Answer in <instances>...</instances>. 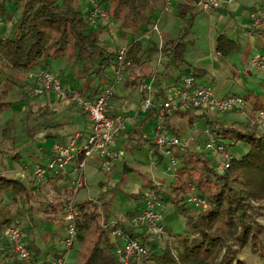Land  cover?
I'll list each match as a JSON object with an SVG mask.
<instances>
[{"label":"trees","instance_id":"trees-1","mask_svg":"<svg viewBox=\"0 0 264 264\" xmlns=\"http://www.w3.org/2000/svg\"><path fill=\"white\" fill-rule=\"evenodd\" d=\"M11 1L21 5V13L15 18L12 31L8 34H0V110L11 104L10 101H6L11 87L15 84L23 86L22 78L30 69L35 66L51 67V59L68 54L70 49L79 64L75 71L59 73V75L68 74L67 81L70 85L79 87L88 96L95 98L110 80L112 75L110 69L115 70L117 63L114 50L105 48L101 43L99 30L92 26L89 20L90 9L84 10L81 0H0V15L4 16L7 13V2ZM97 1L109 10L110 16L120 18L122 24L137 25L143 30L147 29L143 28L144 25L147 26L145 23L149 22L153 25L155 12L158 13L164 3V0ZM196 1L180 0L178 14L186 16L194 11ZM164 47L171 49V55L176 60L185 61L186 44L183 40L176 38L167 40ZM237 47V41L227 33L218 34L216 49L223 55L230 54ZM144 50L140 38L129 44L128 59L131 60L132 66L141 61ZM187 70L197 76L206 73V69L191 66L190 63ZM165 91L163 88L158 90L163 100L167 99ZM27 94L29 95L25 91L26 96ZM243 95L248 103L252 97L251 93L247 92ZM252 99L253 110L256 113L259 108L264 107V103L257 98ZM159 103L155 100L150 108V115L136 123L133 128L138 136L131 138L136 148H141L144 140L149 141L158 160L166 161L163 152L157 149L148 135H144L143 130L150 117L159 111ZM197 109L198 107H189L173 109L171 112L189 116L192 121L194 117L190 114ZM84 112L88 116L87 111ZM110 115L115 114L110 113ZM169 115L170 112H167L164 126L179 136L182 135L179 128L170 123ZM49 120V116L44 119V126L49 128L46 135L59 137L60 134L54 131ZM208 122V126L220 139L229 138L226 142L227 146L242 141L247 149L241 154H234L230 165L225 170L219 171L202 152L189 150L188 147L182 149L178 145L172 146L171 149L180 159V163L170 182V190L166 194L175 208L186 218V227L174 234V245L167 243L171 245L170 247L165 243L163 248L153 250L144 259V264H264V132L255 128L243 130L234 125L216 126L212 120ZM2 149L0 143V151ZM151 184L153 183L148 182L144 187ZM40 185L27 183L18 176L0 171V233L2 235L16 219V213L10 211L7 206L9 202L4 198V194L30 200V196L40 189ZM192 186L195 187L197 194L207 199V207L203 208L192 200ZM161 194L164 201L166 199L164 190H161ZM133 195L139 198V202L127 210L129 218L140 209L144 189ZM78 204L80 207V216L77 220L78 236L84 241V232L92 231L96 234L82 264H124L115 253V243L109 237V230L98 220L101 215L98 203L92 199H84ZM111 204L110 198L102 201L106 219L112 215ZM63 205V201L50 202L47 211L62 212ZM53 212L50 216H53ZM121 225L130 235L152 241L148 233L139 232L130 223L121 222ZM24 228L27 233V244L36 259L52 264L54 256L66 252L65 249L59 251L56 243L50 244V250H43L34 238L33 229H29L26 225ZM6 243L9 244L5 234L4 244ZM173 246L176 247L177 253L173 251ZM245 247H249L257 259L241 257ZM17 260L24 264L21 260ZM0 264H3L1 255Z\"/></svg>","mask_w":264,"mask_h":264},{"label":"rangeland","instance_id":"rangeland-1","mask_svg":"<svg viewBox=\"0 0 264 264\" xmlns=\"http://www.w3.org/2000/svg\"><path fill=\"white\" fill-rule=\"evenodd\" d=\"M81 1L82 8L84 10L90 9V0ZM179 1L180 0H174L172 8L161 15L159 19L160 31L166 29L167 32L165 33H167L169 37L177 36L176 39H180L179 36L183 37V35L187 33L184 37L185 41L188 42V50H196L195 44L194 48H192V46L190 45L191 39L193 38L196 39L197 44L200 43L202 47H207V39L211 34L210 31L212 29V24L215 26V28L221 30L220 25L212 22L209 14L207 13L191 14L193 12L192 11L186 16H182L176 13L175 11L178 8ZM202 11L203 10H201V12ZM20 13V4L13 1L7 2V13L4 16L0 15V34L4 35L12 31L15 18L19 16ZM166 19L171 21V23L168 24L169 21L166 22ZM91 22L92 26H95L99 30L101 43L105 46L107 50H114L115 54H117L118 49L121 46H129V44L133 41L135 37L140 34L141 31V28H139L137 25L128 26L127 24L122 23L120 25L121 19L115 18L114 16H109L108 18H98L96 21ZM247 23L249 24V20L247 21ZM145 24L150 27L152 25V23L149 22L148 24ZM117 30L121 32L120 39H123L127 43H122V41H120L119 37L117 36ZM160 33L162 34V32L157 31L153 33V38H155L159 43L161 36ZM144 42L146 44L150 43L148 37L144 38L143 43ZM263 47L264 35L256 33L253 39H251L248 47H245V45L240 43L239 50H235L230 54L226 55L231 63V68L228 72H226L231 79V81H229L230 87L234 90L239 91V93L241 94H245L246 91H250L252 97L248 100L249 102L247 103V106L245 108L233 109L224 112H219L212 109L213 111H211L209 114L213 118L212 123L214 125H234L235 127L243 130L246 128L257 129L255 127V124L253 123L255 111L253 110L252 98H257L258 100L264 103V71L252 65L250 60L254 51L257 48L262 49ZM71 53L72 52L70 49L68 54H64L63 56L51 59V68L55 73L63 74L75 71L79 63L75 60L76 56L72 55ZM184 55L186 59L195 63V57L192 56V53H190V51H188L187 54H185L184 52ZM80 65V67H82V63H80ZM185 65V63L180 62L181 68ZM131 67L132 64L128 65V68L131 69ZM137 67H139V71L153 75L151 66L141 63ZM38 69L39 67L35 66L24 75V77L22 78V80H24L23 86L15 84L11 87L10 92L6 98V101H10L11 104L6 105V107L0 110V143L3 148L0 151V171L18 176L27 183L31 181L30 176L28 174L26 177L22 174V172L29 173V170L32 169V165L34 163L41 162L46 157H48V155L50 154V148L58 140L55 136L46 135V132L49 130V128H46L44 126L45 118L49 116V124L54 127V131H57L60 136L72 133L75 130H83L87 127V123L89 122V119L82 108H80L74 102L68 101V99L59 96L54 91L48 90V92L44 94H38L33 96H29L28 94V96L25 95L26 85L34 81V76ZM133 69L135 70V68ZM187 71L188 70L186 69L185 72ZM135 73L136 75L140 74V72L136 70ZM62 77L66 79L68 77V74L66 76L62 75ZM207 80L211 81V77H207ZM169 82L170 79L166 83ZM69 83L70 82H68L66 79V84L69 85ZM137 83L139 85V81ZM157 87L158 88L156 91V101L162 102L163 98L160 94H158V90L159 88H163L164 91L166 90L165 92L167 93L169 86L164 87L159 84ZM149 113L150 112H148V114ZM174 114L178 118H175L172 122L169 120L170 123L178 127L182 135L190 136L189 132H192L193 129L197 127L195 126L193 128L197 118L194 117V119H192L191 121L188 116H182L181 119L179 113ZM132 129L133 128L128 130V132L124 131L125 133H128V136L124 138L123 151L124 155L126 154L125 152H127L126 156L128 157H130L129 154H131L132 156V153L134 152H131V150H134L136 148L134 146V141L131 138L132 136H134L132 134H136V131H132ZM200 134L201 137L203 136L200 141L197 142L196 138L190 140V144L188 145L189 150L202 152V154H204V156H206L210 160V163L214 165V167H216L219 171L225 170L220 169L218 167V164L221 161V157H218L217 154L208 150L204 146L203 131L200 132ZM224 140H226L227 142V140L229 141V138H225ZM246 149L247 146L242 141H237L235 144H232V146H227L226 152L231 151L232 153L234 152V154H241V152ZM117 156L113 157L110 161L114 162ZM95 161L98 162V160H96L95 158H90L88 160V163L86 165L87 185L82 187L77 193V195L75 194L76 200L80 202L84 199H92L94 202L98 203V210L101 213L103 212L102 201L104 199L110 198L112 201V212L116 216L123 213L126 214L129 208L138 204L139 202V198L135 197L133 194H136L141 189H144V185L148 182L153 183L154 180L152 179V177L155 176V178L160 181V191L164 190L166 197V199L164 200L166 235L163 239L166 238V244L173 243L174 245L173 236L174 234H177L186 227V218L175 208L173 203L167 198L166 193L170 190V182L173 179L174 174L173 171L166 169L165 162L163 163L162 160H158L155 164L156 167L151 169V172L149 171V168H147V166L142 165L141 171L139 173H129V177L128 175H126V177L123 174L122 178H120L121 176L114 172L116 169L115 167L118 164H109L108 167H106L107 170H105L104 168H100L98 165H96ZM113 165H115L114 168ZM15 167H17L19 170L16 171L14 169ZM108 178L109 180L107 181ZM50 184L57 185L58 183L54 179L50 182ZM105 184L109 186V189L102 187ZM52 190L54 189H52L51 187L50 189H44V187H42L41 193H38L37 196L33 193L30 196V199L33 200V196H35L34 203L36 202V205L37 202L41 203V206H44L45 203L47 205V203H49V199L50 202L60 203V198H58L57 195H54ZM4 198L6 199V201L9 202L7 206L11 209L10 211L16 213V219H19L23 225H29V223H27L28 217L32 212L33 206L30 200L24 197H21L23 200H20V198H14L11 194H4ZM15 199H19L21 202L23 201V205H20L19 207L20 210L18 209L19 212L16 209L17 203ZM22 210L24 211L22 212ZM51 212L53 211L50 210V214ZM60 213L61 212H53V216H50V219L51 221H53L54 224H59L62 222V224L64 225L65 220L62 219ZM105 218V215L101 214L98 217V220L102 224V220L103 222H107ZM56 228L61 231V226H57ZM104 228L106 227L104 226ZM95 236L96 234L92 231L84 232V241H81L80 236H77L74 245L66 250V252L68 251L66 255L67 264H82L89 252V247L92 246V242ZM4 237L5 231L3 232V235L2 233H0V255L2 257L3 264H21L17 260V258L12 255L7 243L4 244ZM56 242L59 244L60 241L56 240ZM149 243L152 246V250L163 248V244H160L155 240L149 241ZM167 246L171 247V245L169 244H167ZM173 251L177 253L175 246H173ZM148 256H146L145 259ZM241 257H247L251 260L257 259V256L250 251L249 247L243 248V251L241 252ZM144 262L145 260L140 264H144ZM131 264L138 263L132 262Z\"/></svg>","mask_w":264,"mask_h":264},{"label":"built area","instance_id":"built-area-1","mask_svg":"<svg viewBox=\"0 0 264 264\" xmlns=\"http://www.w3.org/2000/svg\"><path fill=\"white\" fill-rule=\"evenodd\" d=\"M89 20L96 21L98 18H108L109 10L104 8L97 0H90ZM231 0H197L195 5L203 11H209L213 7H220L224 2ZM174 0H164L161 12H167L172 8ZM250 32L264 30V4L254 6L249 11ZM153 24L158 29V21ZM129 46H121L118 49L115 60L117 63L114 82L123 80L132 64L128 59ZM251 64L264 71V47L257 48L251 56ZM145 94L142 97L141 108L149 112L156 100V87L153 82L143 84ZM49 91L56 92L59 96L77 104L87 111L89 116V127L87 130H75L65 139H58L51 147V154L43 161L32 165V177L35 184H41L49 180L53 174L67 176L71 193L63 205L64 237L62 243L65 250L74 245L79 230L77 220L80 216V207L76 200L79 190L87 185L86 165L92 157L99 156L101 164L106 168L113 157L116 156L115 141L117 136L127 128L126 121L121 115H110L108 104L114 95V85H106L96 96L91 98L75 85H67L66 80L55 73L49 67H42L35 73L34 81L26 85L29 95L44 94ZM160 109L155 114L152 129L153 141L166 157L165 165L167 170L173 171L180 163L173 151L172 146L178 145L185 149L190 144L191 138L185 135H178L169 131L165 126L166 113L173 109H187L189 107L210 108L219 112L233 109L245 108L247 101L243 94L231 92L225 95H218L215 86L210 82H204L192 73L186 72L172 85L168 87L167 99L159 103ZM255 127L264 132V107L259 108L253 120ZM204 146L221 157L218 164L220 169L230 165L234 152H226V141L220 139L216 133L207 126L204 128ZM153 184L144 189L143 203L140 209L131 218L127 214H119L106 219L103 222L109 230L111 240L115 243V253L124 264L132 262L142 263L146 256L153 251L148 240H142L130 235L121 225V222L130 223L139 232L148 233L152 240L165 244L167 242L165 202L162 199L160 181L152 177ZM192 188V200L195 203L207 207L208 201L205 197L197 194L194 186ZM76 194V195H75ZM101 214H104L101 212ZM12 255L21 260L24 264H50L43 260L36 259L29 248L24 225L20 220L12 222L5 231ZM168 237V236H167ZM163 242V243H162ZM67 252L54 256L52 264H67Z\"/></svg>","mask_w":264,"mask_h":264},{"label":"crops","instance_id":"crops-1","mask_svg":"<svg viewBox=\"0 0 264 264\" xmlns=\"http://www.w3.org/2000/svg\"><path fill=\"white\" fill-rule=\"evenodd\" d=\"M261 4H264V0H231L229 2H224L220 7H213L209 11H202V12L199 9V7L196 6L195 10L191 14H193V13H197V14L207 13V14H209L211 21L214 22L215 24H219L221 27V30L215 28V26L212 24V29L210 31L211 34L209 35V38L207 39L208 44H207V47H205V48L202 47L200 45V43L197 44V41L195 38L191 39L190 45L192 46V48H194V44H195L196 50H193L190 48H189L190 50H188V42L185 41V37H184L187 33L185 35H183V37L179 36V38L181 40H183L186 44L185 54H187V52L190 51V53H192V56L195 57V63L186 59L185 55H184L185 61L176 60L171 55V49H168V48L166 49L164 47L166 45L167 40L177 38V36L176 37H169V35L167 33H165V32H167L166 29H163L162 31H160L159 19H160L161 15L165 12L162 13L161 10L158 13H157V11L155 12L154 18H155V21H156V17L158 18L157 19L158 29H154L153 25H151V27L150 26L146 27L144 25V28L145 27L147 28L146 30H143L141 27L140 34L137 37H135L133 40H135L136 38H140L143 42L145 37H148V39L150 40V43H147V44L145 42L143 43L145 50L142 53L141 61L139 63L135 64L134 66H132L131 69L128 68L127 72L125 73L123 80H121L119 82H114L116 69L115 70L113 68L110 69L112 75L110 76V80L106 84V85H110L113 83L114 90H115L114 95L108 104L109 113H114L115 115H118V114L121 115L127 124V128L125 130H123L117 136L116 141H115V145H114L115 151L117 153L116 156L119 155V156H117V158L113 162V164L114 163L118 164L115 167L116 169L114 172H116V174H119L121 176L120 178H122L123 174L126 176L129 173H132V174L134 172L139 173L141 171L142 165L147 166V168H149V171L151 172V169L156 167L155 164L158 161V157L154 154L153 147L150 145V142L145 141L144 138H141L144 140V145L141 148H135L134 150H131V152L134 151L132 153V156H131V154H129L130 157L126 156L127 152H125L126 154L124 155V151H123L124 138H126V136H128V133H125L124 131L128 132V130L135 127V125L138 121H140L143 118L150 115V113L148 114V112L143 111L141 108L142 97L145 94V89L143 88V84L146 81L147 82L151 81L154 83L156 89L158 88L157 86L159 84L161 86H164V87L170 86V84L172 85L176 81L180 80V78L183 76V74L186 73L185 71L187 69L188 64L190 63L191 66H199L201 68L206 69V73H204L198 77L200 80H202L204 82H212V84H214V86H215V90H216V93L218 95H225V94H229L231 92H239L237 90L232 89L229 85V81H231V79H230L229 75H227L226 72H228L229 69L231 68V63L228 60L226 55H223L220 51H218L216 49V36L220 32L227 33L230 37H232L233 39H235L237 41L238 47H237L236 51L239 50L240 43L245 45V47H248L251 39H253V37L256 33L264 35V30H262V31L254 30L253 33L250 32L251 26H250L249 11L252 7L258 6ZM175 12L178 13V8L176 9ZM194 15H196V14H194ZM248 20H249V24L247 23ZM155 21H154V23H155ZM167 21H169V20L166 19V22ZM170 23H171V21L168 22V24H170ZM120 25H121V22H120ZM156 31L162 32V34L160 33L161 34L160 43L155 38H153V33ZM117 36L119 37V39L121 38V32L118 30H117ZM120 41H122V43L125 42L123 39L122 40L120 39ZM125 43H127V42H125ZM180 62L186 64L185 66H183L184 68L183 67L181 68ZM141 63L151 66V70L153 72V75L139 71V67H137V66H139V64H141ZM40 68H42V67H39V69ZM49 68H51V67H49ZM133 68H135L136 71L140 72V74L136 75L135 70ZM225 73H226V75H225ZM163 75H165V76H163ZM209 76L211 77V81L207 80V77H209ZM224 76H225V78H224ZM139 78H140V80H139ZM169 79H170V82L166 83V82H168ZM138 81H139V85L137 83ZM95 83H97V80L95 81ZM248 90H250V89H248ZM247 92H250V91H246V93ZM211 111H213V110L210 108H198L194 112V114L191 115V116L197 118L193 128L195 126H197V127H195L192 132H189L190 133L189 137L191 138V140L196 138V141L198 142V141H200V139L203 138V136L201 137L200 132L203 131V135H204V128L209 125L208 120H213V118L209 114ZM179 116L182 119V115H179ZM87 117H89V116H87ZM175 118H178V117H176L173 112H170L169 120L172 122ZM188 118H189V116H188ZM154 120H155V114H153L152 117H150V119L147 121L146 125L143 128V130L145 132L144 135L145 136L148 135V137L152 141H153L152 129H153ZM89 122L87 123V127L85 128L86 130L89 127L88 126ZM133 130H135V129L133 128L132 131ZM168 130L170 131L171 129H168ZM83 131H85V130L83 129ZM69 134H66L63 136L59 135V137H57V139H65ZM132 135H134L135 137L138 136L136 134H132ZM119 148H122V149H119ZM50 154H51V148H50ZM93 158L98 160V162L95 161L96 165H98L100 168H104L105 170H107L101 164V159L99 158V156L92 157V159ZM164 162L165 161H163V163ZM114 166L115 165H113V168H114ZM14 169L16 171L19 170L17 167H15ZM7 174H9V173H7ZM22 174L26 177L29 174L30 180H31L29 183L35 184V181L33 180V177H32V169L29 170V173L22 172ZM128 177H129V175H128ZM54 179L57 181V183H58L57 185L50 184V182ZM108 180H109V178L107 179V181ZM101 182H99V183H101ZM140 184H138V185H140ZM42 187H44V189H50V187L52 189H54V190H52L53 194L57 195L58 198H60V200H61L60 203L63 201V204H64L65 199L67 198V196L71 192L70 187H69V181L67 179V176H65V175L63 177L62 176L61 177H59V176H57V177L53 176L52 177L51 176L48 181L41 183V185L39 187L40 189H38L37 191H34V194L36 196L38 195V193H41ZM102 187L109 189L108 188L109 186L107 184H105ZM65 188H66V190H65ZM19 198H20V200H23L21 197H19ZM33 198H34L33 200L30 199V202L33 206H32V212H31L30 216L28 217L27 223H29V225L26 224L27 227H29V229H33L34 238H35L37 244L39 245V247H41L43 250H50V244L56 243V247L60 251L61 249L64 248L63 243H62V239H63L64 233H65L64 225L62 224V222L59 224H56V223L54 224L53 221H51L50 213H49V211H47V210H49L50 199H49V203H47V205H46V203L45 204L43 203L44 206H41V203H38V202L36 205V202L34 203L35 196H33ZM20 200L15 199V201L17 203V206H16L17 210L18 209L20 210V208H19L20 205L21 206L23 205V201L21 202ZM23 211L24 210H22V212ZM60 214H61L62 219H64L63 218V211ZM126 214H127V212H126ZM113 215L116 216L112 212L111 217H113ZM57 226H61V231H59L56 228ZM56 240L60 241L59 244L56 242ZM7 245L9 247V244H7ZM67 253H68V251H67ZM49 257H50V254H49Z\"/></svg>","mask_w":264,"mask_h":264}]
</instances>
